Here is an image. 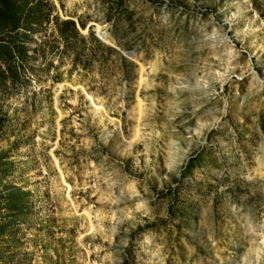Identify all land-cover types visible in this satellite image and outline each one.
<instances>
[{"label": "rangeland", "instance_id": "obj_1", "mask_svg": "<svg viewBox=\"0 0 264 264\" xmlns=\"http://www.w3.org/2000/svg\"><path fill=\"white\" fill-rule=\"evenodd\" d=\"M50 1L118 55L0 99V264H264V0Z\"/></svg>", "mask_w": 264, "mask_h": 264}, {"label": "trees", "instance_id": "obj_2", "mask_svg": "<svg viewBox=\"0 0 264 264\" xmlns=\"http://www.w3.org/2000/svg\"><path fill=\"white\" fill-rule=\"evenodd\" d=\"M54 10L50 0H0V99L8 89L30 82V76L38 71L31 61L44 59L45 50L60 56L67 54L73 66L83 59L89 65L97 51L118 55L92 32L83 35L85 24L81 20L60 19L53 15ZM121 62L135 67L124 57ZM7 118L0 107V131Z\"/></svg>", "mask_w": 264, "mask_h": 264}]
</instances>
